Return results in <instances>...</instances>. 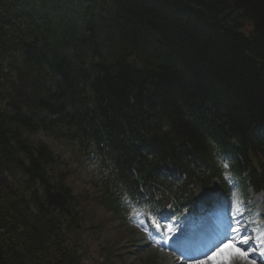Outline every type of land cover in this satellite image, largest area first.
Masks as SVG:
<instances>
[{
  "label": "trees",
  "instance_id": "obj_1",
  "mask_svg": "<svg viewBox=\"0 0 264 264\" xmlns=\"http://www.w3.org/2000/svg\"><path fill=\"white\" fill-rule=\"evenodd\" d=\"M149 113L154 124L165 115L143 128ZM262 128L264 0H0V264H85L104 234L32 136L83 162L100 156L108 175L95 201L117 215L124 187L157 204L155 173L178 143L201 161L216 142L238 144L237 177L264 171L248 157L264 159ZM104 254L110 264L112 247Z\"/></svg>",
  "mask_w": 264,
  "mask_h": 264
},
{
  "label": "rangeland",
  "instance_id": "obj_2",
  "mask_svg": "<svg viewBox=\"0 0 264 264\" xmlns=\"http://www.w3.org/2000/svg\"><path fill=\"white\" fill-rule=\"evenodd\" d=\"M19 101L17 96H12V99L9 102ZM10 103V104H11ZM144 106V105H143ZM33 141H43L46 143L52 153L55 154V168L60 172H68L69 183L73 187L74 194L82 200L83 207L86 210L87 217H93L97 223H103L107 225V229L104 231L102 247L99 248V244L96 242L93 244L92 250L89 252V258L86 256L85 264H104L105 254L103 251L109 246L115 249L116 243L122 249L115 253V256L111 258L110 264H181L180 260L176 257H172L170 252L164 250L162 247L158 248L156 245L151 248H147L150 244L149 239H145L141 233V228L143 224H138L140 221L138 219V213H134V226H125L121 227L118 223L112 222L109 215L104 213V210L99 208L95 199L99 195L98 190L94 187V181L100 179L97 175V172L93 170L92 166L88 168L83 167L78 163L77 156H75L72 151H70L65 146L62 147L61 143L55 142L53 139L45 137L41 132L32 136ZM22 173L19 174V180L22 178ZM94 183V184H93ZM39 189V187H38ZM252 193L249 197L251 199ZM264 212V211H263ZM139 230L141 236L144 239L143 243H139L137 246L133 247V243L129 240L135 236V231ZM157 233V239L162 241L163 244H168V239L170 238L169 233L165 235V239H162V235L159 232ZM139 235V234H138ZM106 239L108 241H106ZM113 242L112 244H109ZM231 255V249L229 250ZM225 254L227 252L225 251ZM218 256V255H217ZM221 254L218 256L220 257ZM215 260V259H214ZM183 264V263H182ZM192 264H199L198 262ZM205 264H213V260L205 261Z\"/></svg>",
  "mask_w": 264,
  "mask_h": 264
},
{
  "label": "snow or ice",
  "instance_id": "obj_3",
  "mask_svg": "<svg viewBox=\"0 0 264 264\" xmlns=\"http://www.w3.org/2000/svg\"><path fill=\"white\" fill-rule=\"evenodd\" d=\"M225 167H227V165H225ZM242 207L243 205L241 204L237 209L238 216H242L243 214ZM237 225V227L231 228V231L238 233V235L236 237H226L217 247L216 252H219L221 256L214 260L213 257L216 254L213 253L212 255L207 256L206 260H213V264H230L233 256L247 259L249 253L243 249V245L250 243L249 238L243 234L244 231H247V226L241 227L240 225H242V221L240 220H237ZM253 231L257 230L254 229ZM225 249H231V255L225 254ZM199 264H205V261H200Z\"/></svg>",
  "mask_w": 264,
  "mask_h": 264
},
{
  "label": "bare ground",
  "instance_id": "obj_4",
  "mask_svg": "<svg viewBox=\"0 0 264 264\" xmlns=\"http://www.w3.org/2000/svg\"><path fill=\"white\" fill-rule=\"evenodd\" d=\"M153 240V238L151 239ZM158 242L157 241H153L152 243L149 244V246L147 248H153L154 244H157Z\"/></svg>",
  "mask_w": 264,
  "mask_h": 264
},
{
  "label": "water",
  "instance_id": "obj_5",
  "mask_svg": "<svg viewBox=\"0 0 264 264\" xmlns=\"http://www.w3.org/2000/svg\"><path fill=\"white\" fill-rule=\"evenodd\" d=\"M141 179H144V176H142V178Z\"/></svg>",
  "mask_w": 264,
  "mask_h": 264
}]
</instances>
